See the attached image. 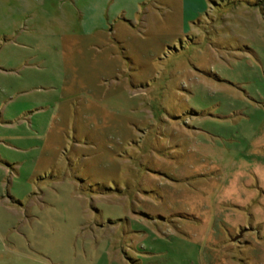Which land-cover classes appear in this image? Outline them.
Wrapping results in <instances>:
<instances>
[{"label": "rangeland", "instance_id": "rangeland-1", "mask_svg": "<svg viewBox=\"0 0 264 264\" xmlns=\"http://www.w3.org/2000/svg\"><path fill=\"white\" fill-rule=\"evenodd\" d=\"M152 1L0 0V264H264V0Z\"/></svg>", "mask_w": 264, "mask_h": 264}, {"label": "crops", "instance_id": "crops-1", "mask_svg": "<svg viewBox=\"0 0 264 264\" xmlns=\"http://www.w3.org/2000/svg\"><path fill=\"white\" fill-rule=\"evenodd\" d=\"M177 1H180V4H181V1L183 3V0H177ZM197 1L198 0H187V3H186L188 6L187 12H189V14L195 15L196 18L201 15V12H198V10H197L198 9L197 3H196ZM199 1L202 3L203 7H206V0H199ZM209 1L212 2L213 0H209ZM111 3H112V0H89V8H88L89 16L91 17V19L93 21H96V22H94L96 24L93 23V24H91L90 27H93L96 25L97 27L101 26V29L104 28V25H105L104 16L109 12V9L111 7ZM152 3H159V4L164 5L163 3H165V2H164V0H154V1H152ZM230 3H232V2H230ZM107 5H109V7L106 9ZM159 10L161 11L162 8H159ZM182 13H185V11L183 12V10H182ZM180 14H181V12H180ZM182 15H184V14H182ZM105 19H107V17ZM192 19H194V16Z\"/></svg>", "mask_w": 264, "mask_h": 264}]
</instances>
